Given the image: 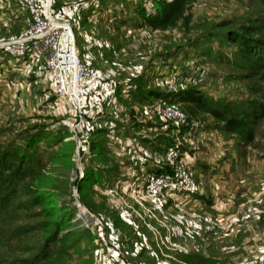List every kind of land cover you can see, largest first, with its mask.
Returning <instances> with one entry per match:
<instances>
[{"label":"rangeland","instance_id":"1","mask_svg":"<svg viewBox=\"0 0 264 264\" xmlns=\"http://www.w3.org/2000/svg\"><path fill=\"white\" fill-rule=\"evenodd\" d=\"M171 1L53 0L56 7L82 5L71 20L81 57L111 78L116 91L122 88L81 124L72 104L56 100L45 59L18 61L0 50V152L28 153V167L37 162L12 184L11 196H0V264H264V116L253 122L248 141L223 132L210 114L195 118L182 102L188 122L177 133L147 111L162 98H131L137 84L158 94L192 89L241 107L264 96V81L247 76L238 46L219 35L225 22L235 29L259 19L264 0H197L188 24L153 29L148 18L158 2ZM30 20L19 0H0V40L21 33ZM114 118L120 139L112 138ZM99 124L110 127L101 126L113 150L102 156L85 143ZM64 133L71 136L61 139ZM176 137L201 194L150 197L144 185L156 171L171 170L162 151ZM134 144L142 149L133 156ZM146 155L149 165L133 173L126 159ZM116 164L119 171L103 183H77L89 166ZM58 230L63 243L52 240Z\"/></svg>","mask_w":264,"mask_h":264},{"label":"built area","instance_id":"2","mask_svg":"<svg viewBox=\"0 0 264 264\" xmlns=\"http://www.w3.org/2000/svg\"><path fill=\"white\" fill-rule=\"evenodd\" d=\"M19 2L30 15V24L21 33L0 40V50L18 61L45 59L56 100L63 99L72 104L80 124L83 123L88 112L100 109L105 102L114 98L116 84L81 57L71 20L82 5L56 7L53 0ZM147 111L170 122L177 133L188 122V115L179 104L166 99L152 103ZM164 153L166 166L171 170L149 175L144 185L145 193L153 198L201 194V186L193 178L188 162L181 153L179 138L176 137V141Z\"/></svg>","mask_w":264,"mask_h":264},{"label":"trees","instance_id":"3","mask_svg":"<svg viewBox=\"0 0 264 264\" xmlns=\"http://www.w3.org/2000/svg\"><path fill=\"white\" fill-rule=\"evenodd\" d=\"M197 0H173L170 3L158 2V12L152 17L148 18L149 25L153 29L167 30L178 25L185 23L188 24L191 21L189 10L191 6ZM141 16H145L143 12H140ZM223 29V33H217L222 37H227L231 43L238 46L236 54L238 55L241 66L247 68L248 77L257 76L264 81V13L260 15L259 19H256L249 25H242L240 28L232 29L228 23H223L219 27ZM158 91L154 92L148 90L143 84H137L136 89L132 91L131 98L134 102L144 103L142 94H147L149 99L146 102H150L151 98L155 96L158 98L166 99L171 102L185 103L190 115L195 118L199 114H210L216 122L221 123V130L227 134L239 136L245 138L248 141H252L254 133L252 124L256 118L264 116V96L259 99L251 100L246 107L240 105H231L229 103L214 102L208 99H204L201 95L193 92L192 89L181 91L178 93H162L158 94ZM122 94V88H118L115 93L116 99ZM105 102L104 104H106ZM103 104V105H104ZM105 107V106H104ZM186 112V110H184ZM187 113V112H186ZM86 116V115H85ZM93 133L89 136L85 143H91L92 151L98 153V155H107L111 151L109 149V140L106 138V129L93 125ZM49 129L44 130L48 132ZM44 132V133H46ZM42 133V132H41ZM37 134L33 135L32 141L27 143V150L32 153L31 148L36 145ZM71 136L69 133L61 135V139ZM71 149L74 153L76 148V141L71 140ZM85 150L82 151V153ZM162 152H165L163 150ZM25 153H19L15 150H7L0 152V196L13 194L12 184L18 179L30 174L37 167V162L34 161L33 167H28L31 159ZM73 154L69 153L67 158L72 159ZM108 159V157L105 156ZM91 165V164H90ZM120 167L116 164L111 168H94L89 166L85 169L87 180L81 179L77 183L79 185H87L89 183L104 182V179L112 176V171L118 170ZM162 171L158 170L155 174H159ZM110 177V176H109ZM50 194L49 192H47ZM6 195V196H8ZM66 228L60 229V231ZM59 234V230L54 235L52 240L63 243L64 237Z\"/></svg>","mask_w":264,"mask_h":264},{"label":"crops","instance_id":"4","mask_svg":"<svg viewBox=\"0 0 264 264\" xmlns=\"http://www.w3.org/2000/svg\"><path fill=\"white\" fill-rule=\"evenodd\" d=\"M14 22V21H13ZM128 94H129V92H128ZM114 121H115V124H111V123H109V125H110V127H112L111 129H113V130H115L114 132L115 133H113V136H112V138H115L116 136L117 137H119V139L121 138V136L120 135H122L123 133H120L119 131H117V125H118V123H120V119H118V118H114L113 119ZM136 125H138V123H136ZM96 126H98V127H100V128H102L101 126H103L104 128L105 127H107V125H104V124H99V125H96ZM110 127H107V128H110ZM110 141L111 140H109V143L108 144H110ZM140 143V142H139ZM142 143V142H141ZM149 143V142H148ZM156 143H158V142H156ZM162 143V142H161ZM149 144H151V143H149ZM111 145V144H110ZM148 144H145L144 146H147ZM109 146V145H108ZM136 148H139V149H142V147H139V145H136V144H134V145H132L131 147H130V150H131V154L134 156V151L136 150ZM111 151H113V150H111ZM152 151H153V148H152ZM150 155H152V154H150ZM150 155H146V159L144 160L143 159V157L142 158H135V157H133V158H131V157H129V158H127L126 159V161H127V164H131V166L133 167V168H135L134 170H133V173H134V171L135 172H137V168H139V169H142V167L145 165L146 167L149 165V161L150 160H152V157H150ZM126 156H128V153H126ZM153 156V155H152ZM186 158V157H185ZM153 162V161H152ZM123 163V162H122ZM125 163V162H124ZM154 163V165L156 166V165H158L157 167H161V165H160V162L158 163V162H153ZM85 176H86V173L84 174V178H85ZM83 178V179H84Z\"/></svg>","mask_w":264,"mask_h":264}]
</instances>
